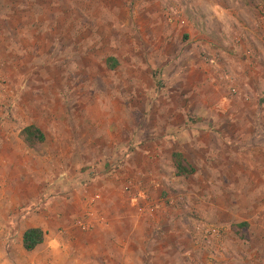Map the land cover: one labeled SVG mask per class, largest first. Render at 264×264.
<instances>
[{"label": "rangeland", "instance_id": "rangeland-1", "mask_svg": "<svg viewBox=\"0 0 264 264\" xmlns=\"http://www.w3.org/2000/svg\"><path fill=\"white\" fill-rule=\"evenodd\" d=\"M31 125L46 138L33 150ZM11 144L1 190L117 192L151 247L143 264L154 247L157 264H264V0H0Z\"/></svg>", "mask_w": 264, "mask_h": 264}, {"label": "crops", "instance_id": "crops-1", "mask_svg": "<svg viewBox=\"0 0 264 264\" xmlns=\"http://www.w3.org/2000/svg\"><path fill=\"white\" fill-rule=\"evenodd\" d=\"M0 149L12 157L4 159L7 161L4 164L0 155V173H5L11 163L16 165L17 146L2 145ZM9 176L12 183L13 174ZM114 194L100 196L103 199L100 204L90 207L91 202H83L72 191L62 201L59 193L45 188L25 189L19 182L0 189V264H143L142 246L149 243L138 226L134 228L130 217L133 209L119 206L120 194ZM78 206H83L85 213L94 214L90 231L77 227L74 222ZM29 229H41L45 234L44 243L32 252L24 248V234ZM144 253L150 255L146 250ZM152 253L149 264H157L155 247Z\"/></svg>", "mask_w": 264, "mask_h": 264}, {"label": "trees", "instance_id": "trees-1", "mask_svg": "<svg viewBox=\"0 0 264 264\" xmlns=\"http://www.w3.org/2000/svg\"><path fill=\"white\" fill-rule=\"evenodd\" d=\"M119 66V63L114 58H110L107 61V67L111 70L116 69ZM20 139L22 143L28 149H35L38 146L45 143V134L43 131L37 126L31 125L24 128L20 132ZM172 162L174 164L175 174L180 178H189L193 176L195 170L194 168L188 164L186 158L181 153H174L172 155ZM237 228L240 230L242 234H246L247 232V224H239ZM24 248L27 252L34 251L38 246L44 243L45 234L41 229H29L24 234Z\"/></svg>", "mask_w": 264, "mask_h": 264}, {"label": "built area", "instance_id": "built-area-1", "mask_svg": "<svg viewBox=\"0 0 264 264\" xmlns=\"http://www.w3.org/2000/svg\"><path fill=\"white\" fill-rule=\"evenodd\" d=\"M96 200H101L100 196H96L95 199H93L92 203H90V207H93ZM94 218V214L92 211H88L85 213L84 216H82L80 219H78L75 224L77 227L84 229L86 231H90L92 229V220Z\"/></svg>", "mask_w": 264, "mask_h": 264}]
</instances>
